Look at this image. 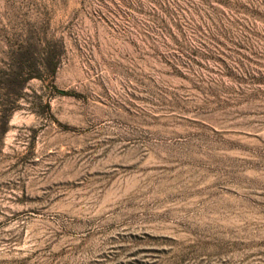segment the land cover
<instances>
[{"label":"rangeland","instance_id":"374dc122","mask_svg":"<svg viewBox=\"0 0 264 264\" xmlns=\"http://www.w3.org/2000/svg\"><path fill=\"white\" fill-rule=\"evenodd\" d=\"M0 264H264V0H0Z\"/></svg>","mask_w":264,"mask_h":264}]
</instances>
